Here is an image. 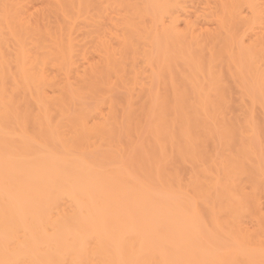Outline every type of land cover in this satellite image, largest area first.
I'll return each mask as SVG.
<instances>
[{
    "label": "bare ground",
    "instance_id": "1",
    "mask_svg": "<svg viewBox=\"0 0 264 264\" xmlns=\"http://www.w3.org/2000/svg\"><path fill=\"white\" fill-rule=\"evenodd\" d=\"M0 264H264V0H0Z\"/></svg>",
    "mask_w": 264,
    "mask_h": 264
}]
</instances>
